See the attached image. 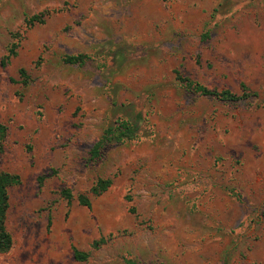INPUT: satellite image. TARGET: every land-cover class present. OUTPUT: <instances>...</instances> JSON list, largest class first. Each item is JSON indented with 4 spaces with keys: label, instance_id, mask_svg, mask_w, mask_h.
<instances>
[{
    "label": "rangeland",
    "instance_id": "rangeland-1",
    "mask_svg": "<svg viewBox=\"0 0 264 264\" xmlns=\"http://www.w3.org/2000/svg\"><path fill=\"white\" fill-rule=\"evenodd\" d=\"M127 116L139 136L92 156ZM0 123L20 178L0 264H264V0H0Z\"/></svg>",
    "mask_w": 264,
    "mask_h": 264
},
{
    "label": "trees",
    "instance_id": "trees-1",
    "mask_svg": "<svg viewBox=\"0 0 264 264\" xmlns=\"http://www.w3.org/2000/svg\"><path fill=\"white\" fill-rule=\"evenodd\" d=\"M48 11H43L39 14H34L26 19V25L31 27L36 23H44L46 17L48 16ZM17 47L18 43L13 42L11 47L9 48L8 53L1 58L2 66H5L9 63L10 59L17 55ZM88 55L86 54H72L65 56V61L69 63H85ZM20 74L24 76V83L28 82V76L26 70L24 68H20ZM177 72V76L179 79L186 80L187 84L199 91L203 95L213 96L216 98H220L222 100L227 101H238L240 99H244L250 96V92L247 89L245 84L241 85V93L234 92L230 89H222L219 90L217 88H210L205 86L201 83L194 82L188 78L182 76L179 71ZM139 125L137 122L133 121L129 116L127 117H118L115 121V124L108 126L100 139L95 142L93 148L91 150L92 156L100 155L101 150L112 142L121 143L127 140H133L139 136ZM6 125L0 123V149H3V142L6 137ZM40 185H42L44 181V176L38 177ZM20 182V178L17 174L8 172V171H0V252H7L9 251L14 244V239L12 234L7 228L6 220H7V212L10 206L9 203V187L13 184H17ZM113 183L112 178H99L93 186L90 188L89 192L94 195L98 196L101 195L103 192L107 191ZM61 194L71 202L74 195L69 188H63L61 190ZM79 203L91 207V199L87 193H81L78 195ZM134 211V209H133ZM104 241V239H102ZM94 247L98 246V241L93 244ZM74 257L78 262L84 263L88 260L90 256L89 251L81 250L76 246H73Z\"/></svg>",
    "mask_w": 264,
    "mask_h": 264
}]
</instances>
